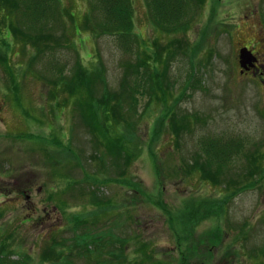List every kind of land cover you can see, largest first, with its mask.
Instances as JSON below:
<instances>
[{"label": "rangeland", "instance_id": "374dc122", "mask_svg": "<svg viewBox=\"0 0 264 264\" xmlns=\"http://www.w3.org/2000/svg\"><path fill=\"white\" fill-rule=\"evenodd\" d=\"M95 3L58 0L48 19L63 37L51 40L45 30L42 40L30 43L19 33L24 20L29 22L0 0V35L6 39L0 37V255L52 264L47 261L52 243L72 241L77 222L79 236L85 233L84 227H91L86 218L100 212L99 206H111L123 195L128 199L129 182L144 184L173 213L189 204L204 210L189 221L182 240L185 264H264V87L242 81L237 67L239 49L251 45L264 68V0H201L185 34L163 37L154 31L147 0H131L133 33L141 45L154 38L152 46L178 52L165 54L155 80L162 88L155 91L143 86V78L145 69L160 61L158 54L144 47L128 54L116 36L94 39L86 33L91 18L103 16ZM81 20L85 32L74 37V23L80 26ZM67 37L69 43L62 41ZM145 53L151 54L149 64ZM97 56L103 64L92 67ZM78 58L106 83L86 85L85 98L98 109L105 99L115 102L109 127L118 131L115 138L76 120L77 96L53 87L52 80L71 74ZM169 110L176 115L171 135ZM206 138L235 146L206 158L201 147ZM120 145L132 155L130 162H123ZM196 161L197 170L185 176ZM155 163L161 170L156 176ZM120 169L127 176L121 177ZM85 183L98 189L88 194ZM144 203L132 205L144 236L155 240L167 263L171 256L181 258L174 226L162 220L164 210Z\"/></svg>", "mask_w": 264, "mask_h": 264}, {"label": "trees", "instance_id": "16d2710c", "mask_svg": "<svg viewBox=\"0 0 264 264\" xmlns=\"http://www.w3.org/2000/svg\"><path fill=\"white\" fill-rule=\"evenodd\" d=\"M13 3V7L15 10L22 11V17L26 19L29 23H26L24 20L23 25L20 27L19 33L21 35H27L28 38L25 37V41L37 43L39 40H42V36L45 34V30L48 31L49 34L47 37L51 36V40L54 39V35H57L59 38L63 37V35L59 34L56 29L53 30L52 26L48 24L47 18L49 17V13L54 12L58 0H8ZM148 7L153 17V26L154 31H159L162 34V37L165 35H170L173 33H186L188 30V26L192 21L194 15V10L200 6V1L197 0H147ZM95 5H98L99 12L102 13V18H98L96 16L94 21L88 22V26L86 28V33L92 38H98L103 33L110 34L117 41H121L122 44H125L126 51L133 52L135 50L139 51L138 48L144 47V49L150 50L153 53L158 54L157 59L160 60L158 63L150 64V66L145 69V78H143V86L148 83L150 89L156 90V87L159 86L162 88L160 83L155 82V80L161 77L159 72V66L162 63H166V53L178 54L175 50H167L164 53V49L161 46L154 44V38L144 41L143 45L138 41L136 35L133 33V9L131 0H95ZM91 5V4H90ZM94 5V6H95ZM95 7L91 5L90 12L94 11ZM89 11V9L86 10ZM84 19V18H83ZM85 20V19H84ZM84 24L81 20L80 26L77 25V29H84ZM17 27V29H20ZM24 37V36H23ZM154 41V42H153ZM131 44V45H130ZM151 54L145 53L144 61L146 62L147 58H150ZM129 60V59H128ZM144 62V64H145ZM127 63H125L124 67ZM146 64H149L147 61ZM129 65V64H128ZM143 66V65H142ZM137 67V66H136ZM78 68L77 72L71 73V78L65 77L62 73H59V78L52 80L53 87L59 90L61 86L63 89H66L68 95L72 93V91L80 92L86 89V85L90 84H98L99 86L103 84L106 87V83L103 81L104 79L101 76V72H93L86 73ZM126 78V76H124ZM147 85V84H146ZM140 86V84L135 85L136 89ZM126 87V82H125ZM87 88H89L87 86ZM124 89V86H123ZM145 89V88H144ZM170 95V94H169ZM168 98L167 95H163L162 100L165 102ZM171 98V97H170ZM119 104V103H118ZM83 105H87V102L84 101ZM82 105V106H83ZM100 106L103 107H95L94 105H90L91 110V119L93 121L92 125L95 127L97 124L102 126L101 132L103 135L108 136L107 139H111L109 137V127H113L110 123L111 121V113L116 109L115 105L111 104V100L105 99L102 101ZM171 109V108H170ZM88 112V111H87ZM167 117L170 118L167 120V130L172 133L176 131V115L174 112L169 110ZM106 121L102 124L100 122ZM125 121V118H122ZM185 124H189L184 119ZM90 124V123H89ZM97 125V126H98ZM186 127L188 128V126ZM96 126V127H97ZM112 131V130H110ZM113 132V131H112ZM119 141V139L117 138ZM220 140V139H219ZM221 141V140H220ZM215 142L211 139L207 143L203 144V148L205 151V155L207 158L209 157H220L221 154L226 153V150L234 149V144H230V142L225 143H217L218 147L217 152L214 149ZM115 144V143H114ZM122 147L123 162H130L132 159V155L128 154L125 150V145H120ZM107 148L109 150H113V146L107 144ZM118 151V150H117ZM222 169V166L219 168ZM181 170V169H180ZM197 170V161L195 162V166H193L185 176L191 174L193 171ZM160 169L155 163V176L160 174ZM120 176H126L127 171L120 169ZM164 180V179H163ZM129 185V182H128ZM131 192L129 198L127 199L125 196L122 199L120 206L116 209V215L112 218H109V209H113L114 206L106 205L103 207L104 213V221L105 225L101 224L100 227L89 229L84 227L85 233L80 234L79 224L75 228H73L71 235L69 237H73V240L62 239V241L53 242L51 247L47 249V252L50 253L51 257L47 261H51L52 264H77V260H82L80 264H185L184 259L182 258L184 255L182 254V240L185 239L188 234L189 229V221L196 218L198 213H202L204 210L200 211L197 208V204L192 205L189 204L185 209L181 210L179 213H173L168 209V206L162 201L160 198H156L154 200L155 194L151 193L150 189L145 188L144 184L136 183L137 189L128 186ZM137 193V194H135ZM141 199L137 200L135 196L140 197ZM144 197V198H143ZM154 202L156 206L161 207L164 211H161L165 216L164 223L166 221H171L172 226H174L175 231L172 230L173 235L178 238L179 246L177 248V252L180 253L181 258L170 257L172 260L168 262L163 260V255H159L158 245L155 244V240L152 237L144 236V231L141 225L139 224V217H137L139 223L136 220V217L132 213L133 201H145L146 204L148 201ZM204 205V202L203 204ZM139 214V213H138ZM94 221L92 224H97V214L94 216ZM108 219V224H106ZM85 221H88L87 219ZM153 222V221H152ZM79 223V224H78ZM183 224V226H177ZM186 240V239H185ZM181 245V246H180ZM51 249V252H50ZM74 249V250H73ZM73 254V258L70 257V254ZM175 253V252H174ZM257 257V256H256ZM9 257L6 254L0 255V264H28L26 259L12 261L8 259ZM182 259V260H181ZM43 261V263L47 262ZM54 262V263H53Z\"/></svg>", "mask_w": 264, "mask_h": 264}, {"label": "water", "instance_id": "95a60500", "mask_svg": "<svg viewBox=\"0 0 264 264\" xmlns=\"http://www.w3.org/2000/svg\"><path fill=\"white\" fill-rule=\"evenodd\" d=\"M250 52L247 51L246 49L240 50V59H241V65L244 66V62L247 61L248 59L250 60Z\"/></svg>", "mask_w": 264, "mask_h": 264}, {"label": "flooded vegetation", "instance_id": "af4514ba", "mask_svg": "<svg viewBox=\"0 0 264 264\" xmlns=\"http://www.w3.org/2000/svg\"><path fill=\"white\" fill-rule=\"evenodd\" d=\"M263 69L262 68H260V67H258L257 65L255 66V68L254 69H250L249 71H242V74L241 75H243V76H246V75H248L249 73H251L252 75H254V74H260V75H262L263 74V71H262ZM241 71V70H240ZM239 71V72H240ZM256 72H258V73H256Z\"/></svg>", "mask_w": 264, "mask_h": 264}]
</instances>
